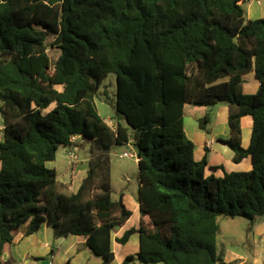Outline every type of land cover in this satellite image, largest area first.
Segmentation results:
<instances>
[{
	"label": "trees",
	"instance_id": "1",
	"mask_svg": "<svg viewBox=\"0 0 264 264\" xmlns=\"http://www.w3.org/2000/svg\"><path fill=\"white\" fill-rule=\"evenodd\" d=\"M246 2L0 0V258L24 226L27 235L47 226L55 239L84 237L112 264V234L133 214L123 193L112 199V150L130 142L140 222L117 243L138 234L139 251L122 264H217L218 218L264 217V18L248 19ZM50 48L59 53L53 69ZM249 73L260 84L254 94L243 91ZM109 74L114 129L95 104ZM219 104L230 128L220 141L235 163L252 159L249 172H208L195 157L184 108ZM244 117L253 120L247 149ZM84 145L88 169L69 193L47 163Z\"/></svg>",
	"mask_w": 264,
	"mask_h": 264
},
{
	"label": "crops",
	"instance_id": "2",
	"mask_svg": "<svg viewBox=\"0 0 264 264\" xmlns=\"http://www.w3.org/2000/svg\"><path fill=\"white\" fill-rule=\"evenodd\" d=\"M248 4L251 7L247 16L248 19L264 18V0H248ZM243 79V91L245 94H254L258 91L260 84L254 73L245 75ZM205 110L206 115H203L209 117L208 113L212 110L213 119L210 117L209 125L206 128H202L199 125V120L205 116L196 114V107L186 105L184 108V131L187 138L195 146L196 159L198 161L207 160L208 172H211L210 168L221 167L227 172L251 171L252 159L250 157L243 159L239 163H235L233 150L220 141L226 140L230 136L228 124L229 107L225 104H219L210 110L207 108ZM241 126L242 146L247 149L250 145L253 130L252 118L244 117ZM215 174L218 177L224 175L222 169H218ZM82 179L80 180V184ZM80 184L78 187H72V189L66 187V189L69 193H75L79 189ZM124 201L133 214L124 227L114 231L112 234V248L115 253V260L112 264H122L127 256L135 255L139 251L138 234L133 235L126 245L117 243V239L121 238L127 230L137 228L140 222L139 203L135 205L130 204L125 194ZM253 230L258 235L254 264H264V217L255 222ZM26 232L27 226H24L17 232L13 243L5 247L4 253L0 258V264H35L40 260L49 258L50 264H65L67 261H71L72 264H102V258L96 256L86 246L84 237L69 236L67 238L55 239L51 229L47 226H42L37 233L32 235H27ZM232 259H242L241 264L248 261L242 255L228 250L225 260L231 261Z\"/></svg>",
	"mask_w": 264,
	"mask_h": 264
},
{
	"label": "rangeland",
	"instance_id": "3",
	"mask_svg": "<svg viewBox=\"0 0 264 264\" xmlns=\"http://www.w3.org/2000/svg\"><path fill=\"white\" fill-rule=\"evenodd\" d=\"M243 9L246 16H248L251 10L248 2L243 4ZM49 55L51 57V67L53 69L59 53L50 48ZM116 91V76L114 74H109L104 80L101 89L95 98V104L99 114L113 129L116 126V122L114 121ZM190 106L196 107V114L200 116L206 115L205 108L209 110L213 108L198 107L194 105ZM211 111L212 110H210L208 114L213 119V113ZM110 120L112 121L111 123L109 122ZM2 128L3 118L0 115V140L2 139ZM73 152H75L76 157L72 158ZM131 153H134L136 156L130 157L129 154ZM88 160V145L81 146L79 150L62 147L58 150L55 160L49 162L47 167L50 169H56L58 180L69 189H72V187H78L80 180L85 175L88 168ZM111 186L113 200H118L120 195L124 193L130 204L135 205L139 203L138 158L136 149L131 142L129 145L114 146L112 150ZM218 222L221 229L217 238L219 258L217 264H241L243 261L242 259H232L231 261L225 260L226 252L228 250L247 258L248 261L243 264H254V255L257 251V247H255L257 243L256 239L258 237L255 230H253L254 225L245 218L232 219L224 216L219 217ZM35 264H50V258L40 260Z\"/></svg>",
	"mask_w": 264,
	"mask_h": 264
},
{
	"label": "built area",
	"instance_id": "4",
	"mask_svg": "<svg viewBox=\"0 0 264 264\" xmlns=\"http://www.w3.org/2000/svg\"><path fill=\"white\" fill-rule=\"evenodd\" d=\"M109 122L111 123L112 121L110 120ZM74 139H76V138L74 137ZM75 156H76V155H75V152H73V153H72V158L75 157ZM129 156H130V157H134V156H136V155H135L134 153H131V154H129ZM121 157H122V156H121Z\"/></svg>",
	"mask_w": 264,
	"mask_h": 264
},
{
	"label": "water",
	"instance_id": "5",
	"mask_svg": "<svg viewBox=\"0 0 264 264\" xmlns=\"http://www.w3.org/2000/svg\"><path fill=\"white\" fill-rule=\"evenodd\" d=\"M83 140H84V141H89V142H91V143L93 142L92 139L89 140V139L83 138Z\"/></svg>",
	"mask_w": 264,
	"mask_h": 264
}]
</instances>
